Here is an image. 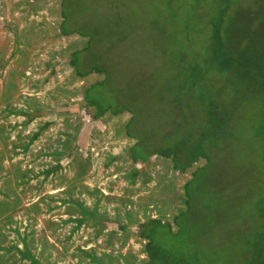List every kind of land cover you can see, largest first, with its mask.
I'll return each mask as SVG.
<instances>
[{"label": "rangeland", "instance_id": "374dc122", "mask_svg": "<svg viewBox=\"0 0 264 264\" xmlns=\"http://www.w3.org/2000/svg\"><path fill=\"white\" fill-rule=\"evenodd\" d=\"M61 3L0 0V264H145L139 226L151 219L172 222L183 212V186L206 164L200 159L180 173L158 155L146 163L130 160L136 143L126 133L131 114L94 119L84 92L105 76L79 77L71 64L72 54L89 43L81 68L106 65L110 101L117 104L116 95H123L126 106L140 111L133 126L145 138H160L164 122H182L179 135L204 122L203 95L230 111L235 137L208 180L220 188L232 183L239 194L241 187L264 191L260 140L254 138L264 118L258 81L243 76L242 66L221 71L213 28L228 4L225 24L235 17L238 29L259 30L264 2ZM66 20L72 35L61 34ZM255 33L264 43V24ZM221 37L225 43L224 30ZM185 65L204 73L205 88L188 99L181 121L179 115L169 119L159 82L184 78Z\"/></svg>", "mask_w": 264, "mask_h": 264}, {"label": "trees", "instance_id": "16d2710c", "mask_svg": "<svg viewBox=\"0 0 264 264\" xmlns=\"http://www.w3.org/2000/svg\"><path fill=\"white\" fill-rule=\"evenodd\" d=\"M254 1L256 6L260 4L257 2H264ZM64 3L65 0H62L61 6ZM259 7L264 11V6ZM229 9L230 5L224 6L219 20L213 23L215 40L219 43L214 50L218 56V66L225 72L242 66L245 71L243 76H252L258 81L257 94L264 104V49L256 48L259 45L264 46V43L260 42V34L255 33L261 31L264 12H260L256 17L260 29L257 27L256 31H247L245 25L239 29L238 25L235 26L237 23L235 17L228 19L227 24L223 22ZM65 14L66 10L61 11V17L67 19ZM66 22L67 20L60 25L61 34L65 36L74 34V31L71 32L65 27ZM222 30L225 33V43L221 37ZM90 47L89 43L83 50L73 53L71 64L79 77L98 73L103 74L105 78L85 90L84 100L92 109L94 119L106 113L131 114V119L126 125V133L128 137L136 140L128 152L132 162L146 163L152 156L158 155L170 159L174 170L184 173L198 160L206 161L204 166L191 173V178L183 186L185 198L183 212L174 215L172 222L151 219L139 226V237L146 241L144 249L148 261L145 264H264V191L257 195L256 191L252 194L245 192L241 187L239 194L232 183H229L228 187L220 188L218 184L216 186V183L208 180L219 166V155L223 152L229 153L231 144L228 142H232L235 137L234 118L231 112L220 107L218 102L211 98L206 101L204 95L202 97L199 95L198 98L200 97L206 106L204 122L195 126L190 125V128L184 130L181 135L177 131L182 129L180 128L182 122L177 124L164 122L160 138L155 140L145 138L142 132L134 131L140 111L126 106L123 95H116L117 104L110 101L106 92L109 90L107 86L110 85L111 78L106 65L99 63L89 68L85 67L86 71L81 68V54ZM185 68L188 69L184 78L170 75L159 82L162 88L160 93L164 96L162 100L166 103L165 107L167 106L164 114L169 119L173 114L175 117L179 115L181 121L180 112L187 108L185 104L188 99L205 88L204 73L194 69L191 72L190 65H185ZM184 82L189 85L184 86ZM254 138L260 140L259 169H263L264 118L260 121ZM261 173L264 174V169ZM234 246L238 247V251L228 249ZM224 248L232 254L225 252Z\"/></svg>", "mask_w": 264, "mask_h": 264}]
</instances>
